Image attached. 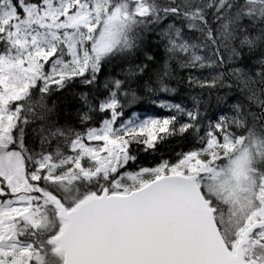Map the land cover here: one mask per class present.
<instances>
[{
	"label": "snow or ice",
	"instance_id": "snow-or-ice-1",
	"mask_svg": "<svg viewBox=\"0 0 264 264\" xmlns=\"http://www.w3.org/2000/svg\"><path fill=\"white\" fill-rule=\"evenodd\" d=\"M0 264H264V0H0Z\"/></svg>",
	"mask_w": 264,
	"mask_h": 264
},
{
	"label": "trees",
	"instance_id": "trees-1",
	"mask_svg": "<svg viewBox=\"0 0 264 264\" xmlns=\"http://www.w3.org/2000/svg\"><path fill=\"white\" fill-rule=\"evenodd\" d=\"M169 148H171L172 146L170 145V146H168Z\"/></svg>",
	"mask_w": 264,
	"mask_h": 264
}]
</instances>
